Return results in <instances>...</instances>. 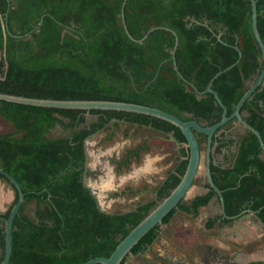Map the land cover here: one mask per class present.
Instances as JSON below:
<instances>
[{
	"label": "trees",
	"instance_id": "16d2710c",
	"mask_svg": "<svg viewBox=\"0 0 264 264\" xmlns=\"http://www.w3.org/2000/svg\"><path fill=\"white\" fill-rule=\"evenodd\" d=\"M124 1L0 0V92L131 102L159 108L183 121L212 126L222 119L223 108L214 94L199 95L197 91H205L214 76L233 65L241 54L240 62L223 72L212 86L230 115L264 65L253 32L251 0H126L125 22L134 39L143 38L152 27H163L142 42L131 39L125 30ZM257 13L264 41V0H257ZM174 32L179 38L176 63L183 78L172 59ZM241 113L264 142V81ZM89 115L96 119L87 123ZM0 117L15 128L14 133L0 134V170L8 172L26 193L13 221L9 264H83L109 257L170 195L188 166L189 151L183 148L185 158L157 190L155 200L128 212H103L83 181L86 140L124 122L151 127L185 145L180 128L133 112L37 107L4 100H0ZM231 125L215 133L214 155H221L223 147L234 143L224 140L225 129ZM57 126L70 133L49 138L48 133ZM195 134L200 147L204 143L206 148L207 136ZM139 149L132 155L137 157ZM211 172L223 193L226 215L250 209L264 223V150L255 133L248 130L242 135L230 167L212 162ZM0 179L10 184L3 175ZM205 186L210 187L207 180ZM15 194L12 205L0 214L1 262L6 250L5 219L17 201L16 190ZM214 196L217 194L211 189L190 205L180 203L129 255L144 253L158 237L161 225L178 210L196 214ZM32 201L34 216L25 212ZM221 218L229 221L223 215ZM212 225V221L207 224Z\"/></svg>",
	"mask_w": 264,
	"mask_h": 264
},
{
	"label": "water",
	"instance_id": "95a60500",
	"mask_svg": "<svg viewBox=\"0 0 264 264\" xmlns=\"http://www.w3.org/2000/svg\"><path fill=\"white\" fill-rule=\"evenodd\" d=\"M251 2H252V8H253V15H252L253 32L262 50V58L264 62V41L262 40L260 36L259 30H258V24H257L258 23L257 22L258 21L257 20V15H258L257 0H251ZM125 4H126V0L124 1L123 9H122L123 24H124V27H125V30L128 36L134 41L142 42L148 37V35L152 31L158 28H163V27H152L143 36V38L139 40L134 39L129 33V30L125 22V13H124ZM42 22H43V19L41 20V22L35 29H37L42 24ZM174 34L176 36V42H175L174 49L172 51V59L174 61L175 68L178 71L180 77L183 78V76L179 72V69L176 63V51L179 45V38L175 32ZM29 35L30 33L27 34V36ZM241 57L242 56L240 54V58L233 65L218 72L214 76V78L211 80V82L208 84L205 91L199 92L195 89L199 95H203L206 93L214 94L217 102L223 108L222 119L212 126H203L199 124L196 120L183 121L177 116L169 112L163 111L159 108L137 104V103H131V102L112 101V100H71V99L64 100V99H52V98H36V97L19 96V95L0 92V100L18 103V104H24V105L37 106V107H50V108H60V109H80V110H87V111L89 110H115V111H125V112L144 114V115L156 117L159 119H163L165 121L172 123L176 127L180 128L181 132L186 138L185 145L189 151L188 166L185 171V174L183 175L181 181L175 187V189L161 203H159V205L148 216H146L132 231H130V233L118 244L114 252L109 257H105V256L96 257L91 260H88L87 262L83 264H121L122 261L128 257L133 247L136 244H138V242L150 230H152L157 225L162 224L164 218L169 213H171L174 209H176L180 205V203H182V201L185 199L186 195L188 194V192L190 191L191 187L194 184L195 178L198 174L199 167L201 164L202 149L200 147L198 138L195 133L204 134L207 136L205 175H206V180L208 181L210 185V187L207 190L210 191L212 189L216 192L219 198V201H220V205H221V214L226 219H233V220H239L245 215L254 214L252 210L247 209L243 211L241 214L236 215V216L231 217V216L226 215L223 193L215 184L212 178V172H211V164L212 162L215 163L212 160V152H213L212 145H213V138L215 136V133L232 121H236L237 126L243 128L244 131L247 132L249 130L255 133L257 137L259 138L261 146L264 150V142L261 137V134L245 120L244 116L241 113V109L244 103L252 97L254 92L258 89V87L264 81V65L259 75L255 79V81L249 86L248 90L242 96L237 106L235 107L234 111L230 115H228L227 107L223 104L218 93L212 87L215 79H217L223 72L227 71L228 69H231L236 64H238L241 60ZM170 139L176 142V139L173 136H170ZM85 153H86V159H87L88 158V143H86L85 145ZM87 170H88V165L86 163L85 171ZM0 175H3L9 181L10 186L12 185L13 189L18 192L17 201L12 207L8 218L5 219L6 250H5V255H4V258L1 264H9L10 259H11V254H12L13 221L24 203L26 193L23 192L21 185L8 172L4 170H0ZM97 202H98V205L101 211L106 212L105 210L101 208L98 200ZM212 261H215L218 264L222 263V261L218 258V255H215ZM125 264H127V262Z\"/></svg>",
	"mask_w": 264,
	"mask_h": 264
},
{
	"label": "rangeland",
	"instance_id": "374dc122",
	"mask_svg": "<svg viewBox=\"0 0 264 264\" xmlns=\"http://www.w3.org/2000/svg\"><path fill=\"white\" fill-rule=\"evenodd\" d=\"M93 119L96 118L89 115L87 123ZM14 132V126L0 117V134ZM69 133L70 130L57 126L50 130L48 137L56 138ZM86 143H88V166L92 170V175L86 176L84 180L97 196L101 208L107 213L126 212L136 209L142 203L155 200L156 189L175 165L180 148H187L186 145L180 146L172 141L169 135L151 127H141L124 122L117 124L113 129L108 126L106 130L91 136ZM115 143H118L116 152L112 148ZM137 146L142 147L139 149L141 162L137 164V160L133 159L129 170L125 169L123 174L115 173L114 166L109 160L110 154L115 153L112 155L120 156L126 150ZM99 182L102 183V188L98 187ZM194 183L182 202L187 203L197 192L207 190L204 143L201 165ZM114 193L121 195L116 197ZM34 207L35 201L28 203L25 212L34 216ZM130 259L131 262L134 261L133 255H129L128 261Z\"/></svg>",
	"mask_w": 264,
	"mask_h": 264
},
{
	"label": "crops",
	"instance_id": "0c3cea01",
	"mask_svg": "<svg viewBox=\"0 0 264 264\" xmlns=\"http://www.w3.org/2000/svg\"><path fill=\"white\" fill-rule=\"evenodd\" d=\"M207 192H197L182 204L190 205L195 197ZM13 198V192L4 187L0 179V212L7 209ZM221 215L217 196L200 207L196 214L178 210L161 226L150 248L133 255L134 261L127 260V264H218L212 261L215 255L225 264L264 262V223L259 215L254 212L239 220L227 219L228 222ZM209 221L213 222L211 227L207 226ZM1 257L0 247V264Z\"/></svg>",
	"mask_w": 264,
	"mask_h": 264
},
{
	"label": "flooded vegetation",
	"instance_id": "af4514ba",
	"mask_svg": "<svg viewBox=\"0 0 264 264\" xmlns=\"http://www.w3.org/2000/svg\"><path fill=\"white\" fill-rule=\"evenodd\" d=\"M245 133H246V131H244L243 128L237 126V122L236 121H232V125L229 126L227 129H225V133H224L225 134V138H224V140L227 141L228 143H230L232 140H234V143L231 144V145H229V147H227V148H224L223 147V150H222V154L221 155H214L213 154L214 149H213V152H212V160L215 161V163L218 162L222 168L230 167L231 164H232V162L234 161L235 153L237 152L238 142L241 139V137L239 138V136H240V134L244 135ZM117 144L118 143H115L114 147H112V148H114L115 152L117 151V149H116ZM178 145H180V144H178ZM140 147L141 146H137L134 149H128L123 154H121L120 156H113L115 153L114 154L113 153L110 154L111 156H110V159L109 160H110L111 165L114 166L115 173H117V174H123L124 171L129 170L130 169V164H131V162H132L133 159L137 160V164H138L139 161L141 162V158H140V154L139 153H138L137 157L132 155L133 152H136ZM182 149L183 148H180V151L177 153L175 165L168 171V173L165 175L164 179L158 185V187L156 189V192H155V197L157 196V190L167 181V179L169 178V176L171 175V173L174 172V170H175L176 166L178 165V163L185 158L183 156ZM109 152L110 151H108V153ZM201 160H202V157H201ZM205 161H206V148H205ZM86 163H87V165L89 164L88 158L86 159ZM85 167H86V164H85ZM88 168H89V166H88ZM91 173H92V170H90V168L87 171H85V169H84V179H85L86 176L92 175ZM84 179H83L84 185L88 189H90L91 193L97 199V196L94 194L92 188L85 183V180ZM1 180L3 181L4 187L10 189L13 192V195L16 198L15 190L13 189L12 185L10 186V184H8V182L5 179H1ZM102 186H103L102 183L99 182L98 187L99 188H102ZM113 195H116V197H118V195H121V194L114 193ZM15 198H13V200L11 201V203L9 204V206L7 207V209L6 210H3V212H0V214L1 213H5L8 210V208L12 205V203H13V201H14ZM112 200H113V202H115L114 199H112ZM225 263L226 262H224V263L222 262L221 264H225ZM228 264H231V263H228Z\"/></svg>",
	"mask_w": 264,
	"mask_h": 264
}]
</instances>
